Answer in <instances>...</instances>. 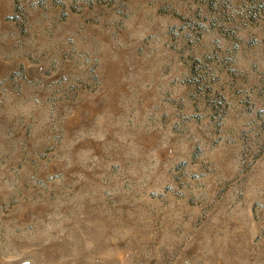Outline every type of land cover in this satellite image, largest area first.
I'll use <instances>...</instances> for the list:
<instances>
[{"label": "rangeland", "instance_id": "obj_1", "mask_svg": "<svg viewBox=\"0 0 264 264\" xmlns=\"http://www.w3.org/2000/svg\"><path fill=\"white\" fill-rule=\"evenodd\" d=\"M0 264H264V0H0Z\"/></svg>", "mask_w": 264, "mask_h": 264}]
</instances>
